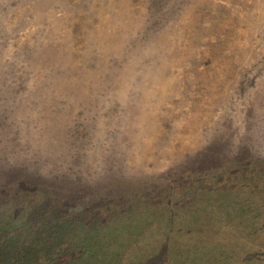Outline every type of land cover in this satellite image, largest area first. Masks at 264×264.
Wrapping results in <instances>:
<instances>
[{"label":"rangeland","instance_id":"374dc122","mask_svg":"<svg viewBox=\"0 0 264 264\" xmlns=\"http://www.w3.org/2000/svg\"><path fill=\"white\" fill-rule=\"evenodd\" d=\"M0 161L126 236L241 219L202 192L264 178V0H0Z\"/></svg>","mask_w":264,"mask_h":264},{"label":"trees","instance_id":"16d2710c","mask_svg":"<svg viewBox=\"0 0 264 264\" xmlns=\"http://www.w3.org/2000/svg\"><path fill=\"white\" fill-rule=\"evenodd\" d=\"M13 167L0 161V264H264L262 176L251 183L231 176L203 184L205 203L206 193L213 200L221 193L236 200L247 195L251 201L239 208L241 219L126 236L124 217L136 205L111 206L110 192L97 194L101 203L95 204L90 187L50 197L44 184Z\"/></svg>","mask_w":264,"mask_h":264}]
</instances>
